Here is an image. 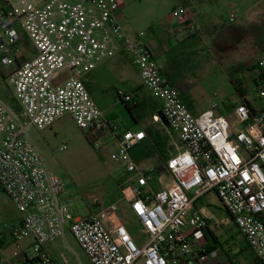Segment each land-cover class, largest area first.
<instances>
[{"label": "built area", "instance_id": "obj_1", "mask_svg": "<svg viewBox=\"0 0 264 264\" xmlns=\"http://www.w3.org/2000/svg\"><path fill=\"white\" fill-rule=\"evenodd\" d=\"M123 0H0V66L9 70L18 108L0 97V188L22 217L10 235L29 240L31 264H58L46 245L67 230L92 264H206L220 256L206 250L208 220L195 208L215 193L258 261L264 264V108L246 103L234 108L233 124L211 109L194 115L178 89L163 75L145 32L127 33L119 19ZM181 31L193 37L199 26L185 8L174 12ZM238 14L232 11L229 21ZM118 55L129 57L179 145L165 171L172 182L151 185L155 169L138 163L133 150L147 138L144 130L121 129L106 118L91 97L84 76ZM258 65L264 73V57ZM264 100V84L258 86ZM125 103L134 93L118 94ZM70 114L89 142L100 150L102 135H112L118 150L111 159L124 166L122 193L147 243L136 244L118 219L119 203L80 217L61 198L63 182L48 171L30 130L43 131ZM154 121H161L154 117ZM162 122V121H161ZM67 145L60 147L64 152ZM0 231V263H5ZM64 263L69 264L64 258Z\"/></svg>", "mask_w": 264, "mask_h": 264}, {"label": "rangeland", "instance_id": "obj_2", "mask_svg": "<svg viewBox=\"0 0 264 264\" xmlns=\"http://www.w3.org/2000/svg\"><path fill=\"white\" fill-rule=\"evenodd\" d=\"M176 2L123 0L121 12L126 30L136 34L145 32L147 36L153 33V28L159 31ZM205 4L207 13L201 19L202 24L194 19L199 26L195 36L205 44L196 43L195 48L177 51L175 58L178 69L173 81L177 83L178 79H185L186 86L180 92L192 110L205 112L216 103L218 112L230 120L233 130L237 132L243 127L235 125L234 105L248 100L256 109L264 108V100L260 99L258 86L254 82L260 74L254 67L264 57V0H208ZM232 11L240 16L234 23L229 21ZM8 74L9 70L0 66L2 98L14 97ZM83 80L87 82L93 100L106 118L115 120L121 129L124 125H133L142 116L143 106L136 102L124 103L118 96L121 92L143 88L137 68L129 57L121 60L113 58L85 74ZM145 91L149 92L148 89ZM30 135L50 174L63 182L61 198L68 201L74 215L85 217L121 200L117 212L119 218L136 244L142 245L146 241V233L125 209L126 203L122 201L123 187L119 184L124 180V166L111 159L118 150L112 135L101 134L106 146L96 150L70 114L61 116L43 131L32 128ZM171 144L178 148L179 143L174 136L171 137ZM63 145H67L68 149L61 152L59 149ZM161 175L154 172L151 176V185L156 189L161 188ZM10 205L8 197L0 191L2 232L9 226L3 210ZM195 206L209 220L219 244L235 258L236 264L253 262L255 254L247 247L215 193L203 197L202 202L198 200ZM29 242L25 240L19 243L20 257H12L14 245L6 249L5 257L13 262L20 258L21 264H30L28 260L32 258V250ZM46 249L58 264H65L64 258L69 264H92L69 230L65 237L49 242Z\"/></svg>", "mask_w": 264, "mask_h": 264}, {"label": "crops", "instance_id": "obj_3", "mask_svg": "<svg viewBox=\"0 0 264 264\" xmlns=\"http://www.w3.org/2000/svg\"><path fill=\"white\" fill-rule=\"evenodd\" d=\"M176 1H177L176 2L177 6H176V3H175V6L173 7L172 11L168 15V17L166 19V22L161 26V29L158 31L156 28H153L152 29L153 33L150 34L149 36H147L146 39L152 44V46L154 48V52H155L156 57L158 59L159 65H160V67L162 69L163 75L170 81V83L173 86H175L178 89L182 100L185 102V100L183 99L182 94L180 92L186 86V82L184 83L185 79H182V78L180 80L178 79L177 83H175L173 81V76L177 73L176 71L178 69V63L176 61L175 55H176L177 51H180L181 49H186V48H190V47L191 48L192 47L195 48L196 47V43L197 44H200V43L201 44H205V41L199 40L196 36L195 37L194 36L190 37V36H186L185 33H182V31H181V26H182L181 25V21L175 16L174 12L178 8H185L191 13L193 19H195V21L197 23L201 22V24H202V20L201 19H203L202 17L205 16L206 13H207V8H206V4L205 3L208 0H185L186 1L185 4H181L179 2V0H176ZM239 18H240V16L238 15V18L236 19V21L239 20ZM119 19H120V23H121L123 29L127 33L136 34V33H130V32H128L126 30V27L124 25L125 23L123 21L122 12L119 14ZM232 23H234V22H232ZM203 26H204V24H203ZM116 57H118L119 60H121L122 58H124L126 56L125 55H118ZM137 74H138L139 80H141L138 70H137ZM84 83H85V85H86V87H87V89H88V91L90 93V90H89L87 82L84 81ZM142 86H143V88H140V90H132L131 92H127V93H134L136 95V100H137L136 102H137L138 105L144 107V110H143L144 112H143V114H142V116L140 118L135 120V123L133 125H124V126H122L123 130L124 129L132 130V131L144 130L146 132L147 128L154 127V128H158V129H167L170 132V129L168 127H166L162 122L158 123V122L154 121V117L159 116L158 114H159V112H161V107H162L161 101L154 99L151 96L150 92H146L145 89H147V88L143 85V83H142ZM90 95H91V93H90ZM246 102H248L249 104H247ZM244 103H246L248 106L251 105L253 107V108H251L249 106L251 109L258 110L248 100H245ZM185 104L189 107V109L191 110V112L194 115H199V114L203 113V112H200L199 110H192L191 107L186 102H185ZM237 104H239V103H237ZM236 105H234V108H235ZM233 112H234V109H233ZM219 114L223 115L222 113H219ZM111 120H113V119H111ZM113 121H115V120H113ZM147 141H148V137L146 138V140L138 148L144 146V144ZM175 153H176V150H175ZM140 164H143L145 166H151V167H153L155 169V172H159L155 168V166H153L152 164H150L148 162H142ZM160 173L162 174L161 175V179H160L161 187L163 186L162 183L169 184V183L172 182L173 179H172V176L169 174V172L162 171ZM151 183H152V178H151ZM0 191L2 192L1 188H0ZM202 199L203 198L200 199L201 202H202ZM9 201H10V204L12 206L10 205V206L7 207L6 210H3V213L6 215V218L8 220V224H9L8 228L2 232L3 233V241H4V243H3L4 256H5L6 249L10 248L13 245V240L11 239V235H10L11 229L16 227V226H18L21 223V220H22V217L19 214V212L16 209L15 205L13 204V202L10 199H9ZM116 202L121 204V200H118ZM123 203H126L125 209L127 211H129L131 213V215L133 216V218L135 219L133 213L131 212L129 204L126 201H124ZM109 206H107V207H109ZM102 208H106V207H102ZM195 208H196V206H195ZM117 217L121 221V219L119 218L118 214H117ZM230 218H231V216H230ZM231 220H232V218H231ZM208 222H209V220H208ZM232 222H233V220H232ZM238 232H239V230H238ZM242 238L246 242V240H245V238L243 236H242ZM146 243H147V239L140 246H143ZM29 244H30V242H29ZM201 245L208 251L217 250L220 253V256L217 259L211 260V261L207 262L206 264H236L235 258H233L231 255H229L227 253V251L219 244L218 238L216 237L214 231L211 229L210 222H209V229H208L207 234H206V240H204L201 243ZM246 245L248 247L247 242H246ZM18 256L20 257V254ZM12 257L13 258H17V257H14V252H13ZM21 262L22 261H21L20 258L15 259L14 262L11 261V259L9 260L8 258H6V262L5 263H0V264H21ZM250 264H261V263H259L257 257L254 256V260Z\"/></svg>", "mask_w": 264, "mask_h": 264}, {"label": "trees", "instance_id": "obj_4", "mask_svg": "<svg viewBox=\"0 0 264 264\" xmlns=\"http://www.w3.org/2000/svg\"><path fill=\"white\" fill-rule=\"evenodd\" d=\"M181 4H185V0H179ZM259 62V61H258ZM256 70L260 72V74L257 76V78L254 80L256 86H260L264 84V73L260 69L258 63L254 67ZM236 89L238 92V87L236 86ZM119 96V95H118ZM7 103H9L11 106L14 108H18V103L16 99L11 95V96H5L3 98ZM137 100L134 99L133 102H136ZM124 102V101H123ZM125 103V102H124ZM132 103V102H130ZM127 103V104H130ZM137 103V102H136ZM249 104L248 102H246ZM251 108H253L251 105H249ZM146 135L148 137V141L144 144V146L140 148H136L133 150L132 154L135 160L138 163L142 162H148L155 166V168L159 171H165V166L168 160L175 154V145L171 144V133L167 129H158L154 127H149L146 129ZM124 179V178H123ZM122 180L119 184L120 187ZM121 190V189H119ZM261 220L264 223V214L261 216ZM29 263L31 264V261L28 260ZM259 262V261H258ZM233 263V262H232ZM260 263V262H259Z\"/></svg>", "mask_w": 264, "mask_h": 264}, {"label": "water", "instance_id": "obj_5", "mask_svg": "<svg viewBox=\"0 0 264 264\" xmlns=\"http://www.w3.org/2000/svg\"><path fill=\"white\" fill-rule=\"evenodd\" d=\"M159 117H160V119H161V121H162V123L166 126V127H170V123H169V121L166 119V117L163 115V113L162 112H159Z\"/></svg>", "mask_w": 264, "mask_h": 264}]
</instances>
